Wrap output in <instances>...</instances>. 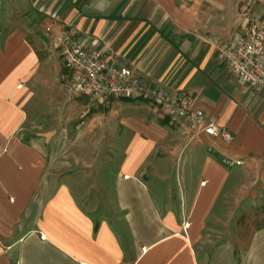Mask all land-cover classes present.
Here are the masks:
<instances>
[{"label": "crops", "instance_id": "crops-1", "mask_svg": "<svg viewBox=\"0 0 264 264\" xmlns=\"http://www.w3.org/2000/svg\"><path fill=\"white\" fill-rule=\"evenodd\" d=\"M29 1L45 25L99 38L118 65L158 92L184 95L206 120L171 124L152 101L112 102L124 133L120 234L80 206L71 174L51 173L46 138H22L20 97L42 44L29 26L2 37L0 21V264H201L196 241L226 186L249 175L264 187V87L248 88L219 58L252 15L264 16V0ZM210 122L234 139L209 135ZM228 263L264 264V227Z\"/></svg>", "mask_w": 264, "mask_h": 264}, {"label": "rangeland", "instance_id": "rangeland-1", "mask_svg": "<svg viewBox=\"0 0 264 264\" xmlns=\"http://www.w3.org/2000/svg\"><path fill=\"white\" fill-rule=\"evenodd\" d=\"M0 21L2 37L14 24L29 26V36L39 38L42 44L36 74L20 97L25 112L22 138H46L44 150L51 173L71 174L70 184L80 206L95 220L108 219L120 234H127L115 193L124 133L114 127L115 117L110 112L113 104L95 106L87 97L65 91V68L55 46L60 30L45 25L44 17L29 0H0ZM117 101L154 106L150 100ZM238 179L231 180L222 191L196 241L201 264H229L233 259L239 262L252 234L264 227V187L249 175Z\"/></svg>", "mask_w": 264, "mask_h": 264}, {"label": "built area", "instance_id": "built-area-1", "mask_svg": "<svg viewBox=\"0 0 264 264\" xmlns=\"http://www.w3.org/2000/svg\"><path fill=\"white\" fill-rule=\"evenodd\" d=\"M65 73L63 88L71 96H85L92 105L106 106L117 99L150 100L171 124L197 127L205 112L184 95L172 97L147 85L130 66H120L99 38L66 27L55 37ZM219 58L248 88L264 87V16H252L234 45L222 46ZM204 130L214 137L232 141L234 135L214 122Z\"/></svg>", "mask_w": 264, "mask_h": 264}, {"label": "trees", "instance_id": "trees-1", "mask_svg": "<svg viewBox=\"0 0 264 264\" xmlns=\"http://www.w3.org/2000/svg\"><path fill=\"white\" fill-rule=\"evenodd\" d=\"M218 156V155H217ZM219 157V156H218Z\"/></svg>", "mask_w": 264, "mask_h": 264}]
</instances>
